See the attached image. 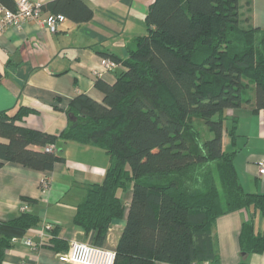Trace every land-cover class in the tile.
Instances as JSON below:
<instances>
[{"label": "trees", "instance_id": "1", "mask_svg": "<svg viewBox=\"0 0 264 264\" xmlns=\"http://www.w3.org/2000/svg\"><path fill=\"white\" fill-rule=\"evenodd\" d=\"M0 2L15 7L13 0ZM43 9L78 23L94 15L83 0H52ZM240 9V0H154L147 33L126 59L113 55L125 69L114 83L96 80L103 101L79 93L65 108L69 122L58 134L19 123L32 108L0 112V168L10 161L51 171L65 159L63 143L96 145L110 163L103 180L87 186L74 216V223L96 232L94 245L102 247L113 220L124 217L121 193L132 190L115 264L218 263L216 220L249 208L264 215V193L247 191L235 165V110L253 101L252 90L253 110L264 111V28L244 25ZM227 121L230 150L224 146ZM49 144L56 150L47 151ZM253 219L242 227L240 246L263 253L264 232L255 231ZM39 223L27 210L0 220V264ZM58 233L52 229L43 243L68 250Z\"/></svg>", "mask_w": 264, "mask_h": 264}, {"label": "crops", "instance_id": "2", "mask_svg": "<svg viewBox=\"0 0 264 264\" xmlns=\"http://www.w3.org/2000/svg\"><path fill=\"white\" fill-rule=\"evenodd\" d=\"M34 1L45 5L52 0ZM83 1L94 11L89 21L78 23L66 17L59 29L52 32L42 22L30 19L21 27L10 26L0 34V112L15 114L22 106L32 108L34 112L18 122L58 134L69 122L65 108L79 93L103 101L104 93L96 87V80L114 83L117 72L125 69L121 63L115 69L105 68L104 58L128 57L136 38L147 33L146 15L154 0ZM240 3L243 24L264 28V0ZM49 13L53 12L43 9L42 17ZM251 97L253 101L235 110V165L247 191L264 193V175L259 172V162L264 159V111L253 110V93ZM226 123L224 146L233 147L228 135L231 123ZM59 151L65 159L57 161L51 171L34 170L10 161L0 168V220L19 215L24 205L40 217V223L8 249L3 264H73L59 259V254L67 250L44 244L49 242L54 228H58L59 238L68 245L73 240L94 244L96 232H87L74 223V216L87 186L103 180L109 156L96 145L77 141L63 143ZM42 179H47L49 185H43ZM121 197L126 205L125 215L113 220L104 248L116 250L125 228L132 190L121 193ZM251 218L255 231L264 232V215L253 208L216 220L212 234L219 264H264V252L245 253L240 246V232ZM28 238L37 246L28 244Z\"/></svg>", "mask_w": 264, "mask_h": 264}, {"label": "built area", "instance_id": "3", "mask_svg": "<svg viewBox=\"0 0 264 264\" xmlns=\"http://www.w3.org/2000/svg\"><path fill=\"white\" fill-rule=\"evenodd\" d=\"M15 3L14 8L6 5H0V34L4 32L7 27L16 26L21 27L27 20L33 19L45 24L52 32L59 29L60 24L66 20L63 13H49L43 16V4L34 0H13ZM103 65L107 69H115L120 63L110 59L104 58ZM47 151H55L56 146L49 144L46 147ZM259 172L264 175V159L259 162ZM45 186L49 185L47 179H42ZM26 206L22 210H26ZM27 243L33 246L37 244L31 240L26 239ZM59 259L62 262H70L73 264H115L116 250L108 249L94 244L73 240L67 251L59 254ZM194 264H218L211 260H203L195 262Z\"/></svg>", "mask_w": 264, "mask_h": 264}, {"label": "rangeland", "instance_id": "4", "mask_svg": "<svg viewBox=\"0 0 264 264\" xmlns=\"http://www.w3.org/2000/svg\"><path fill=\"white\" fill-rule=\"evenodd\" d=\"M252 90L250 91V96H251V94H252ZM195 120V124L201 129V130H203L204 131V134H206V129H205V125L203 124V122L201 121V120H198V119H194ZM226 125H227V123H226ZM207 135H209L210 136V133H208V131H207ZM232 147H226L225 146V149H231Z\"/></svg>", "mask_w": 264, "mask_h": 264}]
</instances>
